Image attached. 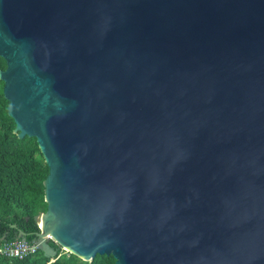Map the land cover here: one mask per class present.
<instances>
[{"label":"water","instance_id":"95a60500","mask_svg":"<svg viewBox=\"0 0 264 264\" xmlns=\"http://www.w3.org/2000/svg\"><path fill=\"white\" fill-rule=\"evenodd\" d=\"M0 57L45 257L264 264V0H0Z\"/></svg>","mask_w":264,"mask_h":264},{"label":"trees","instance_id":"16d2710c","mask_svg":"<svg viewBox=\"0 0 264 264\" xmlns=\"http://www.w3.org/2000/svg\"><path fill=\"white\" fill-rule=\"evenodd\" d=\"M7 68L0 57V71ZM9 102L4 97V83L0 80V247L5 242L26 239L33 243L40 232L35 217L47 211L44 181L49 168L36 138L20 139L14 133L16 123L8 115ZM24 233V237L21 233ZM50 246L57 251L54 258H47L39 249L23 260L0 256V264H115L113 256L97 255L84 261L65 252L53 240Z\"/></svg>","mask_w":264,"mask_h":264},{"label":"built area","instance_id":"2783aa9c","mask_svg":"<svg viewBox=\"0 0 264 264\" xmlns=\"http://www.w3.org/2000/svg\"><path fill=\"white\" fill-rule=\"evenodd\" d=\"M38 250L36 243H29L24 239H18L12 242H5L0 247V256L9 259L23 260L29 255L36 254ZM64 251L66 252V250Z\"/></svg>","mask_w":264,"mask_h":264}]
</instances>
